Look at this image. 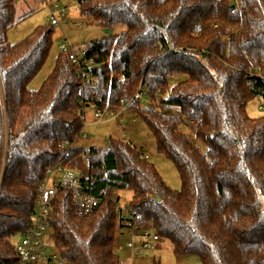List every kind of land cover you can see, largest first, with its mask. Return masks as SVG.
I'll return each instance as SVG.
<instances>
[{"label":"trees","instance_id":"obj_1","mask_svg":"<svg viewBox=\"0 0 264 264\" xmlns=\"http://www.w3.org/2000/svg\"><path fill=\"white\" fill-rule=\"evenodd\" d=\"M19 2L0 0V264H17L14 240L32 228L40 186L58 164L101 201L80 216L72 193H57L48 232L66 264H126L120 243L133 221L199 264H264V117L247 113L264 99V0L79 1L82 17L113 31L86 45L100 109L119 113L123 99L144 90L148 103L126 111L147 125L180 190L124 140L75 147L84 130L80 77L59 53L42 87L29 89L55 28L11 43L29 16ZM125 191L133 194L128 219L118 210Z\"/></svg>","mask_w":264,"mask_h":264},{"label":"rangeland","instance_id":"obj_2","mask_svg":"<svg viewBox=\"0 0 264 264\" xmlns=\"http://www.w3.org/2000/svg\"><path fill=\"white\" fill-rule=\"evenodd\" d=\"M39 3V2H38ZM35 5L28 9L19 2V14L29 13V16L21 21L10 33V42L17 43L25 39L37 27L49 25V9L41 4ZM61 8L67 7L66 17L61 18L62 26L55 28L54 44L50 55L35 79L31 82L29 89L39 90L46 79L52 74L56 66V59L60 53L59 46L63 41L67 40L73 47L86 46L94 40L101 39L105 36L104 29L92 25L88 19L82 17L79 12V5L74 0H63ZM124 28L119 27L116 34H120ZM147 104V99L142 101ZM247 113L251 118L264 117V99H255L251 101L247 107ZM86 126L75 143L76 148L88 149L90 147H108L110 140H124L135 146L144 157L156 165L159 172L163 176L167 184L174 190H180V176L175 166L166 157L160 155L157 151L156 139L148 129L147 125L139 118L135 117L131 112L126 111L120 117H109L103 122H97L93 111L87 110ZM122 126L125 128L123 129ZM189 133L188 130H186ZM86 135V138H84ZM202 150L204 146H201ZM117 195V194H116ZM119 207L127 209L133 198L131 192H120ZM130 232L122 237L120 243V256L126 264H154L155 260L161 264H199L200 258L196 255L176 256L174 247L169 242H161L160 249L154 252H145L136 254L131 252L127 244L131 240ZM51 232L46 234L48 241V252L55 253V245L50 240ZM20 238L17 237L14 242L19 243Z\"/></svg>","mask_w":264,"mask_h":264},{"label":"built area","instance_id":"obj_3","mask_svg":"<svg viewBox=\"0 0 264 264\" xmlns=\"http://www.w3.org/2000/svg\"><path fill=\"white\" fill-rule=\"evenodd\" d=\"M63 0H46V7L49 9V23L54 28L62 26L61 18L66 17L67 7L61 8ZM79 5L80 0H74ZM60 53L69 57L71 64L76 68L81 80L82 91L84 93L81 100L82 121L84 128L86 126L87 110H91L97 122H103L109 117L118 118L122 113L126 112L128 107L134 101H144L147 99L143 89L136 92L133 98H125L121 101V112L108 114L102 111L98 105L102 101L97 96L94 88L97 86L96 78L91 74V70L97 67L94 59L87 57L86 46L73 47L67 40L63 41L59 46ZM94 99V102H90ZM124 129L125 127L122 126ZM80 138V137H79ZM78 138V139H79ZM86 138V135H84ZM147 158V157H146ZM105 180H107L105 178ZM60 190H68L73 195V202L78 211V215L87 216L95 210L101 203L100 199L90 195L84 190L83 177L75 171L68 170L62 164H58L47 170V179L42 183L38 196V211L34 217V223L29 232L23 236L16 246V254L18 256L17 264H66V261L60 259L55 253L48 252V241L46 234L49 229L47 216L53 205L55 197ZM118 210L125 219L130 218L129 209ZM129 223V222H128ZM131 240L127 244L128 249L136 254L145 252L158 251L160 244L159 236L151 230L140 231L134 221L129 223Z\"/></svg>","mask_w":264,"mask_h":264},{"label":"crops","instance_id":"obj_4","mask_svg":"<svg viewBox=\"0 0 264 264\" xmlns=\"http://www.w3.org/2000/svg\"><path fill=\"white\" fill-rule=\"evenodd\" d=\"M45 1L46 0H20V2H23V5L25 7H27L28 9H31L32 7H35V5L38 4H41L42 6H45L46 7V4H45ZM47 8V7H46ZM18 9H19V5H18ZM12 31V30H11ZM10 31V33H11ZM10 33H9V40H10ZM13 43V42H12ZM123 114V113H122ZM127 232H124L123 236L126 234ZM122 236V237H123ZM122 239V238H121ZM160 249V244H159V247H158V250Z\"/></svg>","mask_w":264,"mask_h":264},{"label":"water","instance_id":"obj_5","mask_svg":"<svg viewBox=\"0 0 264 264\" xmlns=\"http://www.w3.org/2000/svg\"><path fill=\"white\" fill-rule=\"evenodd\" d=\"M104 34L106 35V36H111V35H113V31L112 30H107V29H104Z\"/></svg>","mask_w":264,"mask_h":264}]
</instances>
